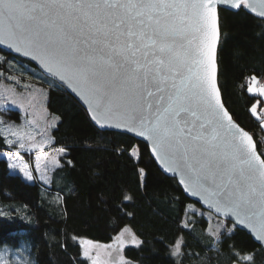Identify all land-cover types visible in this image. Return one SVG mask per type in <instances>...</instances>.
<instances>
[{"label": "snow or ice", "instance_id": "snow-or-ice-1", "mask_svg": "<svg viewBox=\"0 0 264 264\" xmlns=\"http://www.w3.org/2000/svg\"><path fill=\"white\" fill-rule=\"evenodd\" d=\"M221 2L0 0V45L38 60L71 87L96 125L126 129L149 141L163 170L224 218L227 223L218 228L228 233L243 226L264 250V151L258 152L253 136L230 111L217 80ZM231 3L256 11L248 0ZM259 16L264 18V11ZM248 91L264 97V87ZM259 105L250 112L264 120L257 115ZM11 136L16 139L6 143L25 147L27 133ZM19 171L33 179L28 165ZM133 243L140 242L133 237ZM174 249L173 255L184 256L179 241ZM257 255H247V264H256ZM120 264H126L123 257Z\"/></svg>", "mask_w": 264, "mask_h": 264}, {"label": "trees", "instance_id": "trees-1", "mask_svg": "<svg viewBox=\"0 0 264 264\" xmlns=\"http://www.w3.org/2000/svg\"><path fill=\"white\" fill-rule=\"evenodd\" d=\"M219 15L222 95L264 151V120L250 112L260 97L248 91L252 76L264 85V20L244 9H220ZM8 76L47 89L48 108L60 116L53 144L68 153L50 185L25 180L0 157V250L7 248L28 264H91L79 240L109 244L128 226L140 243L127 245L124 255L135 264H247L251 253H260L255 262L264 264L261 246L243 230L225 233L212 225L207 213L221 225L227 222L189 199L177 180L159 169L145 143L100 130L61 85L31 62L0 50V81ZM12 115L20 120L19 111ZM3 151L13 149L0 132ZM179 239L183 257L173 255Z\"/></svg>", "mask_w": 264, "mask_h": 264}, {"label": "rangeland", "instance_id": "rangeland-1", "mask_svg": "<svg viewBox=\"0 0 264 264\" xmlns=\"http://www.w3.org/2000/svg\"><path fill=\"white\" fill-rule=\"evenodd\" d=\"M47 100V89L34 82H22L16 76H8L0 81V132L5 140L6 138L15 140L16 138L11 136L14 131L27 133L23 141L24 148H20L18 143L11 145L7 143L13 151H3L0 157L8 161L11 172L19 174L25 180L27 179L19 168L28 165L33 179L27 181L33 182L37 179L45 185H50L54 171L62 165L61 157L68 153V150L53 144L52 130L60 121V116L48 108ZM13 110L20 112V120L12 115ZM12 164L18 165L19 168L13 169ZM41 176L45 179H41ZM207 215L212 225L216 227L221 225L220 220L213 218L214 216L209 213ZM133 237L138 241L127 226L109 244L92 242L89 245L88 240L84 239H80L79 243L83 257L91 264L94 260L98 264H120L121 257L126 264H135L124 255V248L127 245L137 244L133 243ZM179 242L181 244L182 240L179 239ZM85 250L88 252L87 256L84 255ZM0 259H7L9 264H28L26 259L7 248L0 250Z\"/></svg>", "mask_w": 264, "mask_h": 264}, {"label": "water", "instance_id": "water-1", "mask_svg": "<svg viewBox=\"0 0 264 264\" xmlns=\"http://www.w3.org/2000/svg\"><path fill=\"white\" fill-rule=\"evenodd\" d=\"M248 3L251 4L253 7H255L256 11L253 12L252 9L249 8V7H244L243 9H244L246 12H248L249 14H251V15H253V16L259 18V19L264 20V18H262V17L259 16V12L264 11V0H248ZM220 9H224V10H228V11H233V12H236V11L240 10V9H236V8L233 7V5H232V3H231V0H222V2L220 3V5H219V7H218V11H219ZM219 45H220V42H219V44H218V46H217V65H218V50H219ZM0 50L6 52V53H8V54H11V55H14V56L20 57V58H22V59H25V60L31 62V63H32L33 65H35V66H36V67H37V68H38V69H39V70H40L45 76H47V77L53 79V80L56 81L59 85H61V86H62V87H63V88L69 93V94H71V95H72V96H73V97H74V98H75V99H76V100H77V101H78V102L84 107V109L87 111V113H88V115H89L91 121L93 122V124H94L97 128H99L100 130H107V131H115V132L124 133V134H127V135H129V136H131V137H134L135 139H137V140H139V141L145 143V144L148 146L149 151H150V154H151L152 158L154 159V161L156 162V164H157V166L159 167V169H160L165 175H167V176H169V177H172V178H175V177L172 176L171 173H167L166 171H164L163 168L161 167V165L159 164V162L155 160L154 155L151 153V143H150L149 141H147L145 138L140 137V136L136 135L135 133L129 132V131H127L126 129L116 128V127H114V126H109V127H106V128H102V127L96 125L95 121H93L92 118H91V112H90V110H89V108H88L87 103H86L81 97H79V95H78L77 93H75V92L71 89V87H69V86H68L67 84H65L64 82L59 81L58 78L53 77L50 73H48L47 70L43 67V65L40 64V62H39L38 60H34V59H32L31 57H25V56H23L21 53H17L14 49L9 48L7 45H0ZM218 77H219V65H218L217 80H218ZM218 83H219V81H218ZM245 130H246V129H245ZM246 131H247V130H246ZM248 132H249V131H248ZM249 133H250V132H249ZM250 134H251V133H250ZM251 135H252V134H251ZM252 136H253V135H252ZM253 139L255 140L254 137H253ZM255 141H256V140H255ZM257 150H258V152H259V149H258V148H257ZM175 179H176L177 182H178V179H177V178H175ZM178 184H179V182H178ZM179 186L182 188L183 192L185 193V195H186L189 199H191L192 201L198 203V204H199L204 210L209 211L210 213H212V214L215 215L216 217H218V218L224 220V218H223L222 216H218V215L214 212V210H210V209L208 208V206L205 205V204L203 203L202 200H200L199 197H192L189 193H187V192L184 191L182 185L179 184ZM224 221H225V220H224ZM238 229L245 231L248 235H250V236L252 237V239H253V240H254L259 246H261V242L255 239L254 234H251V232H250L249 229H246V228H244L243 226H240Z\"/></svg>", "mask_w": 264, "mask_h": 264}, {"label": "crops", "instance_id": "crops-1", "mask_svg": "<svg viewBox=\"0 0 264 264\" xmlns=\"http://www.w3.org/2000/svg\"><path fill=\"white\" fill-rule=\"evenodd\" d=\"M250 87H257V88H259V87H264V85L263 84H260L257 80L254 82H252V84L250 85ZM251 93H253V92H251ZM253 94H255V95H258L259 96V94L258 93H253ZM260 97V96H259ZM257 101H260V105L257 107V111H260V115L261 116H264V97H260ZM257 104V102L255 103V105ZM254 105V106H255Z\"/></svg>", "mask_w": 264, "mask_h": 264}, {"label": "built area", "instance_id": "built-area-1", "mask_svg": "<svg viewBox=\"0 0 264 264\" xmlns=\"http://www.w3.org/2000/svg\"><path fill=\"white\" fill-rule=\"evenodd\" d=\"M250 81H252L251 78H250ZM258 114H259V112H258Z\"/></svg>", "mask_w": 264, "mask_h": 264}]
</instances>
